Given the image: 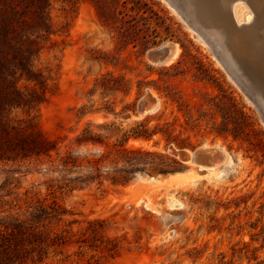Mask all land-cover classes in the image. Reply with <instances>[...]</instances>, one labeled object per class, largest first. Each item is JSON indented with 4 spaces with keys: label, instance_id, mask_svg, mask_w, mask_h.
Listing matches in <instances>:
<instances>
[{
    "label": "rangeland",
    "instance_id": "rangeland-1",
    "mask_svg": "<svg viewBox=\"0 0 264 264\" xmlns=\"http://www.w3.org/2000/svg\"><path fill=\"white\" fill-rule=\"evenodd\" d=\"M47 2L45 100L6 119L54 150L0 164V218L63 212L44 264H264V123L209 46L168 0Z\"/></svg>",
    "mask_w": 264,
    "mask_h": 264
},
{
    "label": "trees",
    "instance_id": "trees-1",
    "mask_svg": "<svg viewBox=\"0 0 264 264\" xmlns=\"http://www.w3.org/2000/svg\"><path fill=\"white\" fill-rule=\"evenodd\" d=\"M47 7V0H0V164L48 156L54 150L33 125L6 119L13 109L36 108L45 100V80L32 64L50 32ZM21 78L34 87L21 91ZM62 215L58 208L39 205L26 219L1 217L0 264H44L48 251L56 254L63 244L58 234L46 232L51 220L60 221Z\"/></svg>",
    "mask_w": 264,
    "mask_h": 264
},
{
    "label": "bare ground",
    "instance_id": "bare-ground-1",
    "mask_svg": "<svg viewBox=\"0 0 264 264\" xmlns=\"http://www.w3.org/2000/svg\"><path fill=\"white\" fill-rule=\"evenodd\" d=\"M168 3L197 38L209 46L231 80L257 107L264 121V0H168ZM237 3L244 5L239 15L235 11ZM256 29L260 31L256 32ZM243 38L256 45L243 47L240 42ZM176 46L169 52L173 56L168 64L177 56L179 49ZM190 160L191 157L187 161ZM200 164V169L207 167Z\"/></svg>",
    "mask_w": 264,
    "mask_h": 264
},
{
    "label": "water",
    "instance_id": "water-1",
    "mask_svg": "<svg viewBox=\"0 0 264 264\" xmlns=\"http://www.w3.org/2000/svg\"><path fill=\"white\" fill-rule=\"evenodd\" d=\"M173 46H174L173 44L162 45V46L150 51L148 53V57H149L150 61L156 65L166 64L173 56V54L169 53L170 51H172ZM261 120H262V117H261ZM262 122H264V121L262 120ZM204 152H205L204 150H198L195 153L193 160L199 156H202L204 154ZM177 155L184 161H187L190 158V156L188 154H186L184 151L178 152Z\"/></svg>",
    "mask_w": 264,
    "mask_h": 264
}]
</instances>
